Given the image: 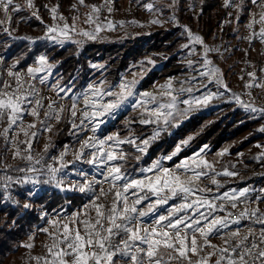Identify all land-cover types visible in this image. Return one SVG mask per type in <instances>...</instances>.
<instances>
[{
  "label": "snow or ice",
  "instance_id": "snow-or-ice-1",
  "mask_svg": "<svg viewBox=\"0 0 264 264\" xmlns=\"http://www.w3.org/2000/svg\"><path fill=\"white\" fill-rule=\"evenodd\" d=\"M77 2L79 5L85 6V0H77ZM114 2L115 0H104V5L88 6L91 11L85 15L84 23L91 26L92 31L77 30L75 21L80 19L79 15L73 16V23L69 24L67 18L59 13V5L52 6L48 11L53 24L46 26V38L57 44H62L64 40L71 38L73 33L88 39H95L105 29L115 30L116 24L112 20L107 18L101 20L100 18L102 8ZM250 3L255 5L259 11L252 15L250 22L246 25L249 34L240 38L246 39L251 47L255 40L264 43V0H250ZM25 6L28 9H35L34 0H25ZM168 6L175 7V0H172ZM243 6L244 0H239V3H233V0H224L225 8L232 7L239 12L243 10ZM45 7L48 6L45 5ZM143 7L149 12L155 10L156 14H162V10L155 9L154 3H146ZM0 9L3 10L6 17H8L10 9L13 12L22 10L21 6L14 4L13 0H0ZM72 10L78 12L76 5L72 6ZM113 10L111 6L107 7L109 14ZM38 13L39 9H35L32 15L40 20ZM169 21L175 23V16L170 17ZM10 22L11 18L9 17ZM150 22L155 25L163 23L159 18ZM2 23L3 21H0V24ZM118 23L123 26L125 22ZM130 23L136 24L137 22L131 21ZM257 24L260 25L258 31L255 29ZM3 31L11 35L8 28H4ZM183 31L189 41L183 45L184 48H191L192 45L202 47L204 70L198 71V75L207 81L206 83L201 81L203 87L207 89L209 84H214L223 91H206L200 96L180 101L177 95L173 94L171 80H169L168 84L161 86L164 89L162 95L169 97L167 102H159L152 109L146 108L147 103H156V97L150 93L142 94L143 97L148 98L147 100L142 98L135 102L134 106L145 107V111L150 117L140 120L142 124L162 123L165 126L163 130H166L168 126L176 127L180 120L186 118L191 111L199 106H207L213 100L225 98L224 94L231 92L224 81L221 69L214 65L209 58L210 53L219 52V49L208 46L200 35L194 34L187 26L183 27ZM191 51L195 52V49L191 48ZM37 63L39 67L27 68L26 77L22 76L19 71H13L16 68V64H13L12 68L8 69L7 75L13 79L14 83L5 81L0 84V126H3L0 130V137L5 142V153L11 151L13 159H22L33 165L28 168L14 169L15 171L44 174L46 170L48 179L43 181L31 178L13 180L11 176L5 175L0 176V180L4 181L3 187L6 190L12 183H32L33 185L53 183L61 191L96 194L90 198L88 204L83 206L88 210L87 212H76L69 216L58 212L56 217L47 220L51 230L49 227L38 229V231L47 234L50 243L44 245L46 251L43 256H30L31 261H34L35 264H264V212H261L258 206L255 208L245 207L233 218L234 214L227 211L224 203L216 202V200H227L235 209L236 202L242 197H247L248 188L240 190L238 194L234 191L224 193L215 199L197 195V193L211 192V189L199 186L198 182L203 178L207 177L213 185L219 188L221 185L215 178L216 176L233 177L237 175L227 169L223 172H215L214 165L200 157V153L191 158V164L185 160L175 165L174 169L162 167L160 161H155L150 167L140 169L143 174L140 178H131L122 171L121 165L110 164L101 173L103 180H88L85 177L83 183L67 188L63 187V179L57 177V174L67 166V162L64 161L67 148L59 157L53 158L59 167L47 164L41 165V168L37 169L34 165L41 164V160L31 154L32 141L41 129L37 128L35 122L25 125L24 116L31 115L39 121L44 132H51L52 126L46 121L55 119L59 122L60 113L65 111L63 107L55 108L56 101H52L47 105L49 111L45 112V120H39L43 104L37 98L39 93L35 85L29 81L35 80L39 73L46 71L47 57L40 56ZM188 63L189 67H192L193 62L190 60ZM260 71L264 73V68H261ZM247 75L250 77V81L245 83L246 89L253 87L264 89V79L258 77L256 72H248ZM193 79L196 78L193 77ZM44 82L43 78L39 81L41 84ZM135 83V80L120 83L119 92L111 89L102 90L101 85H89V91L82 93L84 109L80 111V125H77L73 120L72 128L82 127L85 120L92 122L97 117L114 115L116 110L134 95ZM180 92L192 93L193 87L187 89L182 87ZM248 95L251 96V92ZM106 96L114 97V99L104 102L103 98ZM63 98L61 97V99ZM226 102H234L246 112L252 114L259 112L264 117V108L256 107L254 102L245 103L239 95L234 93L226 98ZM178 104H183L186 107L181 109ZM69 111L75 118L77 115L75 98H73ZM99 122L103 123L102 120ZM91 130L95 132L97 128L93 127ZM260 130L264 131V128ZM21 135L25 139L20 140ZM159 135L160 130H157L152 137L142 140L140 144H137L136 139L131 137L120 139L118 136H108L106 140L89 137L81 144V150L75 154V159H82L84 149L91 148L95 151L90 153L91 158L86 161L88 164L98 165L126 160V154L123 151H116V146L125 143L131 144L135 146L137 152L143 153L150 141ZM108 141H112L113 144L105 150ZM183 143L187 144L188 140ZM20 144L25 147L22 149ZM47 147L46 145L45 151H47ZM257 147L261 146L257 145ZM179 151L180 148L177 147L176 151L165 159L171 160ZM225 152H221L219 155L223 156ZM261 158H264V153L257 157L258 160ZM9 168L11 166L5 164L3 158L0 157V170L7 173ZM148 173H152V175H147ZM210 173H214V175H210ZM105 182L109 184L108 190L106 191L101 186L97 191L95 185H102ZM148 194L155 196L156 199L154 203L147 205V211L141 210L138 206L148 199ZM109 197L111 199H108ZM176 198H179L181 202L174 205L168 215H160L150 223L143 220L156 205L166 204L169 199ZM261 199V197H257L252 203L258 204ZM24 207L29 208L30 204L26 203ZM91 212L95 213L94 217ZM217 212H223L225 215H216ZM245 220L250 224L260 225V228L245 226L246 231L242 230L240 226ZM233 225L237 227L233 228ZM213 236L219 238L222 243L220 245L213 244L210 239ZM33 240L34 236H29V242L21 246L31 250L35 247L31 242Z\"/></svg>",
  "mask_w": 264,
  "mask_h": 264
},
{
  "label": "rangeland",
  "instance_id": "rangeland-1",
  "mask_svg": "<svg viewBox=\"0 0 264 264\" xmlns=\"http://www.w3.org/2000/svg\"><path fill=\"white\" fill-rule=\"evenodd\" d=\"M13 2L16 5H20L22 9L28 11L30 14L29 16H33L32 12L35 11V9H39L38 14L40 18H42L40 20L46 22L47 26L53 24L50 12L47 9L51 8L52 6L59 5V13L67 18V22L69 24L73 23V16L79 15L80 19L75 21L76 28L77 30L87 31H92V27L84 23L85 15L91 11L90 7L88 6L104 5V0H99L97 3H92L85 0V6L79 5L77 0H73L72 2L68 3L66 7H64L62 4H60V2H58V0H56L55 2L46 1V4L42 3L41 7H39L37 4L38 1L34 0L35 9H28L25 6V0H13ZM146 3H154L155 9L162 10V14H156L155 10L154 12L147 11L143 7V5ZM171 3L172 0H115V2L111 5H105L100 12L101 20L107 18L112 20L116 24L115 30L105 29L101 31L95 39H88L86 37L73 33L71 38L64 40L62 44H57L55 41L49 39L48 42L51 46L57 45L59 47L68 45L69 43H75L79 46H84L89 44L91 41H96L101 44H123L128 39L148 35L154 31L173 30L175 28L181 29L183 31V27L187 26L194 34L200 35L208 46L219 49V52L210 53L209 58L213 61L214 65L218 66L221 69L224 81L231 92L225 93V98L213 100L207 106H199L197 109L191 111L186 118L180 120L178 126H168L166 130H163L165 126L162 123L142 124L140 123V120L150 118L148 116V113L145 111V107L148 109H152L155 108L159 102L168 101L169 97L162 95L164 89L161 86L168 84L169 80H171L173 94L177 95L178 100L180 101L184 99H190L193 96H200L206 91H223V89H218L214 84H209L207 89L203 87V83L201 81H203L204 83H206L207 81L205 80V78L199 77L198 75V71L204 70L202 65L203 51L200 45L191 46V48L195 49V52H192L191 48L184 47L180 48L173 54H168L164 51L152 52L131 64L130 67L127 68L116 81L111 80L109 76L110 70L104 62H94L91 64V74L85 80L86 83H83V87L81 88H76L74 84L65 85L64 83H62L61 76L57 70V62L49 55H42L47 57V69L46 71L39 73L35 80L29 81L30 83L35 85V88L39 93L37 98H39L43 104V107L40 109L39 120H45V112L49 111L47 105L52 101H56V104L54 105L55 108L58 109L60 107H63L65 111L60 113L61 119L59 122H57L55 119L46 121L52 126L51 132H44L39 121H37L31 115L24 116V124L27 125L28 123L35 122L37 123V128L41 129L37 137L32 141L31 154L37 159L41 160V164L34 165L37 169H40L41 165L47 164H53L54 166L59 167V164L56 163L53 158L59 157L60 154L67 148V154L64 156V161L67 162V166L57 174L58 178L63 179V187L67 188L78 183H83L85 177L88 180H103V176L101 175V173L105 171L106 166L110 164H118L119 160L114 162H106V164H88L86 161L87 159L91 158L90 153L95 151V149L91 148L84 149V157L80 160H76L75 154L81 150V144L89 137H94L97 140H106L108 136H118L120 139L131 137L136 139L137 144H140L142 140L152 137L155 131L160 130V135L156 139L151 140L149 145L146 147L145 152L147 153L150 145L154 143L162 134H172L174 130H176L179 126H181L195 114L201 112L209 113L212 110L222 109V112L219 114V116H223L227 115L230 110L234 111V109L241 108L234 102H226V98L232 93L239 95L245 103L254 102L256 107L264 108V89L256 87H253L251 89L245 88V83L250 81V77L247 75L248 72H256L258 77L264 79V73L260 71L261 68H264V43H260L259 40H255L253 41V45L250 47L246 39L240 38L246 37L249 34L246 25L250 22L252 15L254 13H257L259 9L255 5H252L250 3V0H244V5L248 6L246 12L247 18L244 23L239 25L240 23L237 17L239 18L238 14L240 13V11L238 12L235 8L229 7L228 17L232 18L228 20L226 19L224 22H221V24L216 27L214 32L209 37H207L206 32L196 21V17L199 16L200 10L196 7L195 2L190 3V1L175 0V7H169L168 5ZM233 3H239V0H233ZM45 5H47L48 7L46 8ZM73 5H76V7L78 8V12L72 10ZM108 6H111L114 9L111 14H109L107 11ZM65 8H67V10ZM44 10H46V19H43L42 12ZM16 13L17 12H13L10 9L8 17H6L3 13V10L0 9V21H3V23L0 24L1 84L5 81L14 83L13 79L7 75V72L8 69L12 68V65L15 64V62L11 58H8L6 53L9 44L16 38V34L20 29V25L17 23V20L14 17L21 16L16 15ZM172 16H175V23L169 21V18ZM9 17L11 18L10 23ZM156 18H159L163 23L161 25H155L150 22L151 20ZM230 20L233 21L234 26L232 27V37L227 38L224 37L221 32L223 27L225 26L224 23ZM120 21L125 22L123 26L119 25L118 22ZM131 21H136L137 23H130ZM60 23L62 24L63 22L61 21ZM259 27L260 25L257 24L255 26V29L258 31ZM4 28H8L11 35L3 31ZM24 34L29 39L32 37H41V35L46 38V30L44 33V31L38 30L37 28L31 30L25 29ZM183 34L187 38V35L186 33H184V31ZM187 43H189L188 39ZM178 56L179 58L173 62L174 66H176V68L178 69V73L176 75L155 78L152 83L150 82L151 84L147 82L152 72H164L166 63H170V65H172L171 60ZM190 60L193 62L192 67H189L188 62ZM28 67H39V65L36 62V64H31L22 69H17L16 66L13 71H19L22 76L26 77ZM174 69L169 68L168 70ZM193 77H195L196 79H193ZM240 77H243V79H240ZM41 78H43L45 81L43 84L39 83ZM133 80L136 81L135 87L133 89L134 95L132 97H129V99L126 100L120 106V108L116 110L114 115L97 117L96 120H93L92 122L85 120L82 127H78L77 129L72 128L73 120L77 125H80V111L84 109L82 93L89 91V85H101L102 90L111 89L115 92H119L120 83L131 82ZM182 87L185 89L193 87V92L181 93L180 89ZM61 89H63V91H61ZM196 89L200 90L197 91ZM249 92H251V96L248 95ZM143 93H150L155 96L156 103H147L145 107L134 106L137 100H140L142 98L145 100L148 99L147 97L142 96ZM61 97L64 98L61 99ZM73 98H75L77 102V115L75 118L71 116V113L69 111V109H71L72 107ZM113 99L114 97L106 96L103 98V101L107 102ZM178 107L182 109L186 106L183 104H178ZM246 114V117H248V119L256 122L252 124V130L242 133L237 138L224 143L218 152L210 153V148L205 146L189 157H185L174 164L181 152L189 147L191 140L194 137V135L191 134L183 140H188L187 144H184L183 141H180L173 149H171L166 154L160 155L156 160L149 164L148 167H150L155 161H160L162 167L174 169L175 165L180 164L185 160H188L189 164H191V158L197 153H200V157L214 165L215 172H223L225 169H227L229 171L237 173V175L233 177H226L223 175L216 176L215 178L221 185L219 188H217L216 185H213L210 179L205 177L202 179V181L198 182L199 186L201 188L211 189V192L197 193V195L206 196L209 199H215L216 197L221 196L224 193H230L234 191L238 194L240 190L248 188L249 193L247 194V197L240 198L239 202L246 207L255 208L258 206L260 211L264 212V191H261L264 190V164H257L256 166H252V170H249L247 172L243 171V169L246 170L245 161H255V163H260V161L263 159L261 158L258 160L257 157L261 156V154L264 153V131L260 130L261 128H264V117H262L259 112L254 114L246 112ZM152 118L154 119V117ZM101 120L103 121V123L99 122ZM65 126L68 127L67 135L69 140H65L64 142L59 144L57 136L60 130ZM2 127L3 126H0V130H2ZM93 127L97 128L95 132L91 130ZM137 127L142 129V131H138ZM9 135L11 136L12 134L10 133ZM19 139L23 140L25 138L23 137V135H21ZM112 144V141H108L105 145V150H107L108 146ZM126 144L127 143L116 146L115 150L123 151ZM46 145L48 146L47 151H45ZM257 145H260L261 147H257ZM19 146L22 149L25 147V145L23 144H20ZM141 147L144 146L141 145ZM177 147L180 148V151L175 156H173L171 160L165 159V157L172 155L176 151ZM225 150L227 151L225 152ZM221 152H225V154L223 156L219 155V153ZM0 157L3 158L5 164L11 166L7 173L0 170V176H11L13 180L31 178L41 181L40 176L44 175L48 179L46 170L44 174H41L39 172L25 173L15 171L14 169L28 168L33 165H30L28 161L22 159H13L11 151H7V153H5V142L2 137H0ZM232 160H236L237 163H239L238 167H240V170H237L235 165L231 163ZM242 163L244 164V166H242ZM81 173H83V175H81ZM142 175L143 174L140 172V176L136 178H140L142 177ZM147 175H152V173H148ZM210 175H214V173H210ZM3 184L4 181L0 180V203L5 204L6 201L17 202V198L11 195V184L9 185L10 187L8 188V191H6V193H1L5 192ZM26 184L36 187L41 183L35 185H33L32 183H20L19 185ZM50 184L52 189L61 191L60 189L55 187L53 183ZM101 186L106 191L109 188V184L107 182L103 183L102 185L96 184L95 188L97 189V191ZM37 191H39V188H37ZM83 194H85L86 197L85 204H88L90 198H92L96 193ZM141 195H144V193H141ZM150 196L152 198H156L155 196L148 194V199L144 200L138 207L143 208L145 209V211H147V205L152 204L155 201V199L150 200ZM257 197H261V201L258 204L252 203V201ZM132 199H135V197H132ZM176 199H174V201ZM172 200L173 199H169L166 204L156 205L153 211H158H156L154 217L151 218V221L160 215H168L171 208L181 202H174L176 203L174 204ZM246 200L247 202H245ZM216 202L224 204L226 203L225 207H227V203H231L227 200H216ZM83 206L77 208L72 212L63 210L59 213H62L64 216H69L76 212H87L88 210L84 209ZM166 206L167 208H164L165 210H163V208H159ZM227 211L229 210L227 209ZM215 214L220 216L225 215V213L223 212H217ZM91 215L94 217L95 213L91 212ZM54 217H56V215L50 217L49 219H52ZM45 227L50 228L49 224H47ZM235 227L237 226L233 225V228ZM30 236H34V240L31 242L34 243L35 247L31 250L22 247V244L29 242V237L25 238L21 241L17 252L9 256L5 264H35L34 261L30 260V256H43L45 254L46 250L44 248V245L50 243L47 234L37 230ZM210 239L213 244L220 245L222 243L221 240L215 236L210 237Z\"/></svg>",
  "mask_w": 264,
  "mask_h": 264
},
{
  "label": "trees",
  "instance_id": "trees-1",
  "mask_svg": "<svg viewBox=\"0 0 264 264\" xmlns=\"http://www.w3.org/2000/svg\"><path fill=\"white\" fill-rule=\"evenodd\" d=\"M37 1L38 6L41 7L42 3L46 4V1L55 2L56 0ZM72 1L58 0L64 7ZM86 1L97 3L99 0ZM184 1H190V3L195 2L196 7L200 10L196 21L206 32L207 37L214 32L221 22L232 18L228 17L229 8L224 7V0ZM65 9L67 10V8ZM247 9L248 6L244 5L243 10L238 14L239 25L245 22ZM45 12L46 10L42 12L43 19H46ZM16 15L21 16L14 17L20 25V29L16 34V38L9 44L6 54L8 58H11L15 62L17 69L36 64L40 56L49 55L57 62V70L61 76L62 83L65 85L74 84L76 88H81L83 87V83H86L85 80L91 74V64L94 62H104L110 70L109 76L111 80L116 81L138 59L152 52L164 51L168 54H173L180 48H183V45L187 43V38L183 34V31L175 28L173 30L154 31L148 35L128 39L123 44H101L96 41H91L84 46H79L75 43H69L62 47L57 45L51 46L48 39L42 35L41 37H32L29 39L24 34L25 29L31 30L34 28L42 30L45 33L46 22H41L36 17L29 16V12L24 9L17 12ZM224 24L225 26L221 32L222 35L227 38L232 37L233 21H226ZM178 58L179 56L171 60L172 65L166 63L164 72H152L147 82L152 83L155 78L176 75L178 69L174 66L173 62ZM169 68L174 70H168ZM221 112L222 109L193 115L189 120L174 130L172 134H162L150 145L147 153L137 152L135 146L126 144L123 151L127 159L119 160L118 164L122 166V171L128 174V176L136 178L140 176V169L148 167L160 155L168 153L180 141H183L191 134L194 137L189 147L181 152L174 164L185 157H189L205 146L210 148V153H216L224 143L237 138L242 133L252 130V124L256 123L248 119L246 117L248 113L246 114L245 110L241 108L234 109V111L230 110L227 115L219 116ZM137 128L138 131H142L139 127ZM67 130L68 127L65 126L58 133L57 138L59 144L65 140H69ZM231 163L235 165L237 170H240V167H238L239 163L236 160H232ZM245 164L246 170L243 169V171L247 172L252 170V166L264 164V158L260 163L245 161ZM242 166H244L243 163ZM40 177L41 181L47 179L44 175ZM10 186L11 195L17 198V202L6 201L5 204L0 203V264H5L9 256L17 252L22 240L32 235L38 229L45 227L50 217H53L56 213L63 210L72 212L86 203L85 194L78 191L61 192L52 189L50 183H41L36 187L16 183ZM8 188L4 190L5 192L1 193H6ZM37 188H39V191H37ZM149 198L150 200L156 199L151 196ZM178 201H180L179 198L175 201L174 199L172 200L173 203ZM26 203L30 204L29 208L24 207ZM167 206L159 208L165 210L164 208H167ZM226 209L232 213L235 210L231 207V203L227 204ZM156 211L158 210L149 213L143 220L150 223Z\"/></svg>",
  "mask_w": 264,
  "mask_h": 264
},
{
  "label": "built area",
  "instance_id": "built-area-1",
  "mask_svg": "<svg viewBox=\"0 0 264 264\" xmlns=\"http://www.w3.org/2000/svg\"><path fill=\"white\" fill-rule=\"evenodd\" d=\"M1 84V82H0ZM108 199H111V197H109ZM229 202V201H228ZM237 203V207L235 208L234 212H233V218H235L236 215L239 214V212L241 210H243L246 206H244L242 203L239 202V200L236 202ZM226 204V203H225ZM228 204V203H227ZM141 210H144L143 208H140ZM245 226H251V227H254L256 229H259L260 228V225H255V224H250L249 221L245 220L242 222V225L240 226L242 228V230H245L246 231V227Z\"/></svg>",
  "mask_w": 264,
  "mask_h": 264
}]
</instances>
